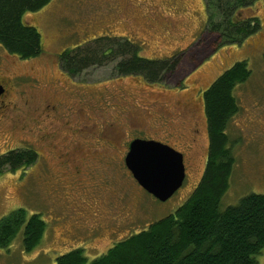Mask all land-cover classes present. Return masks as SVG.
Wrapping results in <instances>:
<instances>
[{
    "label": "rangeland",
    "instance_id": "obj_1",
    "mask_svg": "<svg viewBox=\"0 0 264 264\" xmlns=\"http://www.w3.org/2000/svg\"><path fill=\"white\" fill-rule=\"evenodd\" d=\"M212 14L206 10L205 0H50L39 11L24 16V22L41 34L44 48L35 59L20 60L7 55L0 46V76L5 80L9 77L16 92L21 91L28 100V107L18 104L17 111L0 122V156L29 148L37 152L38 159L28 167L5 168L0 173V219L23 208L27 217L39 215L46 229L40 243L29 252L23 247L19 230L10 244L0 249V264H55L58 256L78 248L90 262L114 243L174 213L196 188L206 164V123L202 103L197 98L193 102V96L200 89L198 96L202 99L213 81L240 61L246 62L250 76L233 90L239 110L229 120L225 133L235 162L220 209L234 206L252 193L264 196V0L235 13L237 21L256 18L260 28L234 43L224 44L219 32L208 30L210 17L219 21ZM99 38L127 40L139 47L138 55L145 59L175 57L178 62L153 86L138 76L117 77L115 65L119 60L90 67L77 76L64 74L58 64L60 53ZM179 87L181 90H177ZM79 93L85 94L84 99L91 93L90 103L101 108L86 107ZM56 101L74 110L85 108L88 115L95 112V117L102 115L106 120L103 114L110 109L118 130L125 127L122 115L130 107L149 114L156 101L165 108L179 102L177 106L195 115L199 129V139L192 141L187 129L173 121L170 133L174 137H163L183 155L182 186L160 202L128 175L119 157L115 161L104 158L99 165L94 160L95 168L83 178L82 189H75L71 181L61 183L60 178L67 179V173L73 171L72 165L69 171L62 168L60 159L36 139L39 135H55L53 149H60L65 136L63 121L45 125L36 123V119L41 121L40 115L33 119V109ZM144 125L143 131L148 133L151 126L145 124L142 115ZM13 126L15 131H10ZM117 142L116 146L120 139ZM107 151L117 154L118 148H103L104 154ZM60 192L62 197H69L67 205L62 198L54 197ZM257 264H264V248Z\"/></svg>",
    "mask_w": 264,
    "mask_h": 264
},
{
    "label": "trees",
    "instance_id": "obj_2",
    "mask_svg": "<svg viewBox=\"0 0 264 264\" xmlns=\"http://www.w3.org/2000/svg\"><path fill=\"white\" fill-rule=\"evenodd\" d=\"M49 1L0 0V46L8 54L29 60L42 53L41 34L24 22V16L39 11ZM255 1L205 0L207 12L210 9L219 18L218 22L208 19V30L219 32L224 44L254 34L260 28L256 18L243 22L234 15ZM139 50L127 40L99 38L61 52L59 66L72 77L119 60L115 65L118 75H139L150 84H159L161 75L178 62L175 57L145 59L138 55ZM249 76L246 62H236L204 91L209 136L205 169L192 194L174 213L114 243L90 262L78 248L58 256L55 264H257L264 248V196L252 193L238 204L220 209L235 162L225 133L239 110L233 90ZM37 159L29 148L7 152L0 156V173L5 168L28 167ZM21 229L23 247L29 252L40 243L46 223L36 214L27 217L23 208L10 212L0 219V249L6 248Z\"/></svg>",
    "mask_w": 264,
    "mask_h": 264
},
{
    "label": "flooded vegetation",
    "instance_id": "obj_3",
    "mask_svg": "<svg viewBox=\"0 0 264 264\" xmlns=\"http://www.w3.org/2000/svg\"><path fill=\"white\" fill-rule=\"evenodd\" d=\"M28 14H33V13H28ZM239 14L240 13H238V15ZM6 54L11 56L8 53ZM154 60H158V59H154ZM58 64H59V59H58ZM67 76L71 77L69 75ZM128 76L141 77L139 75H118L117 77H128ZM8 78H6L7 80H5L0 76V92H1L0 122L5 120V118H7L9 115L15 113L18 109V104L22 103V106L28 107V100L25 98V96L21 91L20 93L16 92L14 85L10 83V80ZM34 81L38 82L37 80ZM147 84L150 83L147 82ZM150 85L153 86V84ZM32 86L36 87L35 83H33ZM179 88L177 90H181L182 87ZM73 89H77V88L73 87ZM199 92L200 89L196 90L195 97L193 96V102L195 98L201 101L203 114L205 118L204 104H203L204 92L202 93V99L198 96ZM78 95L83 100V103H85L86 107L90 109L101 108V105L99 106L94 103L95 105L93 106L90 103L91 93L86 99H84L85 94L82 95L81 93H79ZM61 98L63 99V97ZM154 100H156V98H152V101ZM60 101L62 102L61 99ZM60 101L46 102L45 104L40 106V109H33L34 112L33 119H35L36 116L40 115L41 121L36 119V123L43 124L44 122H46L45 125H53L55 122L63 121V130L65 132V136L61 140L62 142L61 148L58 150L53 149L54 148L53 138L55 137V135L54 136L48 134L39 135V138L36 139V141H40L42 144H45L48 150L50 151V153L53 156H56L57 159H60L59 164L61 165L62 168H65L67 169V171H69L70 166L72 165L73 171L71 173H67V177H68L67 179L63 180L60 178V182L64 183L65 181H71L70 183L71 185L75 186V189H82V187L84 186L83 178L92 174L91 171H93L95 168V165L93 164L94 160H97V164L99 165L104 162L105 160L104 158L115 161V159L119 157V161L123 163L125 167L124 168L125 171L128 173V175L130 174L132 177L131 172L127 169L125 165V157L128 153L129 144L135 139H141V140H153L170 146V144L167 143L163 139V137L164 136L174 137V134L170 133L172 132L170 130V126L174 123L173 121H178V123L181 124V126L187 129V132H189L190 135L189 137L192 139V141L199 139L198 122L196 121L195 115L193 113L187 114V111L183 107L181 108L180 106H177V105H181L178 104L179 102H174L172 106H168L167 108H165V105L161 101H156L153 104L152 106L153 109L149 114L138 113L132 110V107H130L129 112H124V114L122 115V121L125 127H123L121 130L120 129L118 130L116 127L114 128L116 124L111 119V114L109 115V113L111 112L110 109H107V111H105L103 114L107 118L106 120L102 115L95 117L94 116V114H96L95 112H92L91 116L88 115L86 113L85 108H78L77 110H74L69 105H67L66 108L64 105H59V103H61ZM108 108H111V106H108ZM60 109L62 111H59ZM193 111L194 108H192V112ZM73 114H75L76 116H73ZM142 115L144 117L145 124L147 126L148 124L151 126L148 133L147 132L145 133L143 131V127L146 126L145 125L142 126ZM149 115L150 117L148 119ZM205 123H206V118H205ZM185 124L187 127H185ZM205 127L207 133L206 124ZM10 131H15V127L14 126L11 127ZM150 133H155V134H150ZM181 134L184 133L181 132ZM207 138L209 143L208 133H207ZM119 139H120V144L116 146L115 144L118 143L117 141ZM103 148L104 150L107 149L113 150L118 148V153L109 154L107 151L106 154H104ZM90 193L92 194V191H90ZM59 195L60 196L54 193V197L62 198L63 202L67 205L69 203V200H67L69 198V197L67 198V194H64V196L62 197V193L60 192ZM95 232L98 231L95 230Z\"/></svg>",
    "mask_w": 264,
    "mask_h": 264
},
{
    "label": "water",
    "instance_id": "obj_4",
    "mask_svg": "<svg viewBox=\"0 0 264 264\" xmlns=\"http://www.w3.org/2000/svg\"><path fill=\"white\" fill-rule=\"evenodd\" d=\"M125 165L136 183L160 202L171 198L185 178L183 155L171 146L153 140H133Z\"/></svg>",
    "mask_w": 264,
    "mask_h": 264
}]
</instances>
